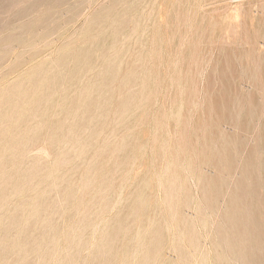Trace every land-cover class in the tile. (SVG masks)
I'll list each match as a JSON object with an SVG mask.
<instances>
[{
    "label": "rangeland",
    "instance_id": "374dc122",
    "mask_svg": "<svg viewBox=\"0 0 264 264\" xmlns=\"http://www.w3.org/2000/svg\"><path fill=\"white\" fill-rule=\"evenodd\" d=\"M1 124L0 264H264V0H0Z\"/></svg>",
    "mask_w": 264,
    "mask_h": 264
},
{
    "label": "bare ground",
    "instance_id": "6f19581e",
    "mask_svg": "<svg viewBox=\"0 0 264 264\" xmlns=\"http://www.w3.org/2000/svg\"><path fill=\"white\" fill-rule=\"evenodd\" d=\"M196 2V1H195ZM201 7V6H200ZM189 14V13H188ZM187 14V15H188ZM191 19V18H190ZM101 25V24H100ZM142 44V43H141ZM120 48V47H119ZM143 49V48H142ZM116 52V51H115ZM116 58V57H115ZM160 62V61H159ZM166 63V62H165ZM166 65V64H165ZM38 67V66H37ZM97 69V68H96ZM149 69V68H148ZM36 71H37V69H36ZM147 71V70H146ZM29 76V75H28ZM39 76H40V74H39ZM201 76V75H200ZM30 78V77H29ZM38 79V78H37ZM40 79V78H39ZM40 80H42V79H40ZM44 81V80H43ZM138 81V80H137ZM40 82V81H39ZM111 83V82H110ZM41 84V83H40ZM44 84V83H43ZM140 85V84H139ZM7 88V87H6ZM3 90V89H2ZM36 90V89H35ZM163 90H165V89H163ZM105 91V90H104ZM14 92V91H13ZM225 92V91H224ZM9 97V96H8ZM2 98V97H1ZM15 98V97H14ZM98 98V97H97ZM155 98V97H154ZM8 99V98H7ZM17 99V98H16ZM207 100H208V98H207ZM182 101V100H181ZM209 101V100H208ZM23 102V101H22ZM197 102V101H196ZM25 104H27V103H25ZM174 107V106H173ZM3 109V108H2ZM14 109V108H13ZM158 109V108H157ZM7 111V110H6ZM14 111V110H13ZM15 112V111H14ZM20 112V111H19ZM132 113V112H131ZM35 115V114H34ZM37 115V114H36ZM13 116V115H12ZM31 117H32V115H30ZM139 116V115H138ZM63 120V119H62ZM171 120V119H170ZM173 120V119H172ZM175 120V119H174ZM5 121V120H4ZM3 121V122H4ZM180 121V120H179ZM28 122V121H27ZM181 122V121H180ZM2 123V122H1ZM55 124V123H54ZM205 125V124H204ZM2 126V124L0 125V127ZM206 126V125H205ZM16 128V127H15ZM1 129V128H0ZM116 129V128H115ZM15 131H17V130H15ZM20 131V130H19ZM19 133V132H18ZM17 135V134H16ZM15 135V136H16ZM9 136V135H8ZM5 137V136H4ZM7 137V136H6ZM13 139V138H12ZM14 140V139H13ZM132 141V140H131ZM127 145V144H126ZM1 147V146H0ZM3 147V146H2ZM2 147H1V149H2ZM5 147V146H4ZM4 150V149H3ZM8 150V149H7ZM2 151V150H1ZM5 151V150H4ZM47 151V150H46ZM3 152V151H2ZM5 152H3V154H4ZM45 153V152H44ZM2 154V153H1ZM134 154V153H133ZM8 156V155H7ZM118 158V157H117ZM120 158V157H119ZM6 161V160H5ZM66 161V160H65ZM101 161V160H100ZM2 162V161H1ZM7 162V161H6ZM9 163V162H8ZM7 163V164H8ZM6 164V165H7ZM57 164V163H56ZM89 165V164H88ZM96 165V164H95ZM3 166V165H2ZM5 167V166H4ZM3 168V167H2ZM2 170V169H1ZM3 171H4V169H3ZM41 175V174H40ZM21 177V176H20ZM19 177V178H20ZM2 179H3V177H2ZM9 179V178H8ZM21 179V178H20ZM2 181V180H1ZM6 182V181H5ZM8 182V181H7ZM192 182V181H191ZM3 183V182H2ZM3 185V184H2ZM7 185H8V183H7ZM2 191V190H1ZM4 191V190H3ZM106 191H108V190H106ZM112 191V190H111ZM102 195V194H101ZM8 197V196H7ZM2 198V197H1ZM44 202V201H43ZM2 207V206H1ZM46 208V207H45ZM115 223V222H114ZM114 225V224H113ZM73 230V229H72ZM115 240V239H114ZM162 243V242H161ZM111 252V251H110Z\"/></svg>",
    "mask_w": 264,
    "mask_h": 264
}]
</instances>
